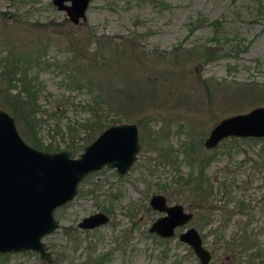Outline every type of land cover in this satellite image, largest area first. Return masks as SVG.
<instances>
[{
    "label": "rangeland",
    "instance_id": "rangeland-1",
    "mask_svg": "<svg viewBox=\"0 0 264 264\" xmlns=\"http://www.w3.org/2000/svg\"><path fill=\"white\" fill-rule=\"evenodd\" d=\"M214 20L221 34L209 41ZM114 42L122 56L112 61L105 51ZM194 43L218 47L217 56L204 59L180 49L173 57L175 47ZM28 53L39 55L26 76L36 88V124L16 121L0 97V108L12 115L25 141L30 132L60 149L71 138L80 145L89 142L98 132L82 138L90 116L83 105L92 97V86L102 83L135 95L129 116L117 106L106 114L137 124L139 149L125 174L107 167L89 172L78 189L92 193L78 191L55 209L58 227L42 236L53 260L26 250L0 253V264H80L87 259L94 264H199L176 237L189 225L211 252L209 264L260 263L252 257L257 248L248 247L257 246L264 257V140L226 138L209 149L202 141L221 117L264 104V0H90L85 19L77 23L51 0H0V59L23 65ZM154 137L172 150L176 169L150 148ZM194 141L199 145L191 164L192 154L187 158L181 146ZM205 154L211 159L205 174L213 175L209 194L193 189L198 155ZM189 173L194 175L190 186L177 183V175ZM221 182H233L232 191L221 189ZM157 192L193 213L169 239L147 230L157 216L147 199ZM238 200L247 214L237 212ZM101 204L109 208V220L79 229L76 222Z\"/></svg>",
    "mask_w": 264,
    "mask_h": 264
},
{
    "label": "water",
    "instance_id": "water-1",
    "mask_svg": "<svg viewBox=\"0 0 264 264\" xmlns=\"http://www.w3.org/2000/svg\"><path fill=\"white\" fill-rule=\"evenodd\" d=\"M51 3L63 10L69 21L77 23L85 19L90 0ZM229 136H264V104L221 117L209 128L202 144L209 149ZM138 149L134 121L109 123L75 156L69 149H39L21 137L12 115L0 108V253L30 250L50 262L51 253L42 236L58 226L54 209L75 196L79 182L89 172L109 167L118 174L125 173ZM148 204L163 212L147 228L160 236H173L175 227L187 223L192 216L181 203H166L160 192L151 194ZM107 219L104 212L94 211L82 216L77 226L92 228ZM177 237L191 247L201 264L207 263L209 251L193 226L185 227Z\"/></svg>",
    "mask_w": 264,
    "mask_h": 264
},
{
    "label": "trees",
    "instance_id": "trees-1",
    "mask_svg": "<svg viewBox=\"0 0 264 264\" xmlns=\"http://www.w3.org/2000/svg\"><path fill=\"white\" fill-rule=\"evenodd\" d=\"M197 21L204 20V18H199L196 19ZM214 25V30L212 32V36L210 37L209 41H216L218 38L216 36L218 34H221V32L217 29L219 28L218 22L214 20L213 22ZM190 30L193 29V26H190ZM212 39V40H211ZM207 41V42H209ZM115 43V42H114ZM210 43V42H209ZM111 44V43H108ZM116 44V43H115ZM108 52H106V57L109 60H119L121 52L118 49V44L116 45H108ZM180 49L186 53H194L198 57H204V59H210L215 56H217V50L219 49L218 47L215 48L213 45H208L206 43H194L190 47H187L185 49L178 47H175L172 50V53L174 54L173 57L176 58L177 54L180 52ZM29 58L25 59L23 62L25 64L21 65L18 62L10 63V61L7 60V58L2 57L0 59V97H1V105L5 106L9 109L10 113L13 115L14 119L16 121H20L21 123L25 124L28 126V124L35 125L36 121L38 120L36 118V113L38 111V104H37V97H36V88H34L35 84L31 83V77H26L27 76V69L29 65L31 64H36V60H38L39 55H32L29 54ZM142 57H145V54H141ZM31 56V57H30ZM111 58V59H110ZM22 62V63H23ZM103 61L102 63H104ZM100 66L96 65L95 68H99ZM22 73V75H21ZM26 77V80H23V77ZM22 77V78H21ZM22 82L20 85V88L17 89L16 91L12 92V89L15 87L17 82ZM264 87V84H262ZM92 97L90 100H88L83 106L87 109L89 113V118L86 122V127L84 128L86 135H84L82 138L83 139H90L93 134L99 132L102 128H104L106 125L109 123H114L117 122V119L115 118H108V115L106 114V110L110 108V106H117L122 110L123 115L127 114V111H130L128 109L129 106L132 105V102H134L135 95L132 92L125 91L124 88L117 89V90H111L109 87L106 85H103L102 83L94 84L92 86ZM129 116V115H125ZM124 117V116H123ZM91 135V136H90ZM29 144L32 146L43 149V150H48V151H54V150H59V144L54 142V141H48L47 143H43L40 138H35L34 135H32L29 132ZM236 139V136H229L223 138L225 139ZM245 139H251V140H264V136L260 137H253V136H247V137H242ZM154 143L150 147L151 149H154L158 152V154L161 156V159L164 160V162H167L169 164H174L175 169L177 166L175 165V162L173 159H175V155L173 154L172 150L165 144L160 138H153ZM84 143H81V145L72 140V138L64 143L65 149H69L72 153H78L81 146ZM195 145H199L198 141L189 143L186 146H181L184 148V155L189 158L192 154V157H190V162L193 164L196 159H194V152H195ZM189 157H188V156ZM262 155H264V151L262 152ZM208 155H198L197 158V170L194 173L196 176V183L193 181L194 175L191 177L194 188L197 191L200 189H203L202 184L200 183V180L202 179V173H201V166L203 162L208 159ZM186 178H183V176L177 175V183H180L184 186H186ZM191 181V183H192ZM82 182V180H81ZM191 185V184H190ZM189 185V186H190ZM88 189V188H87ZM93 189H88L87 191H83L82 189H77V192H81L84 194L92 193ZM116 195H114L115 198ZM101 208L104 210H108L109 208L106 207L105 205L101 204ZM198 209L202 210L203 204L197 206ZM6 253V252H5ZM91 259L85 260L84 263L80 264H94V261L90 262Z\"/></svg>",
    "mask_w": 264,
    "mask_h": 264
},
{
    "label": "flooded vegetation",
    "instance_id": "flooded-vegetation-1",
    "mask_svg": "<svg viewBox=\"0 0 264 264\" xmlns=\"http://www.w3.org/2000/svg\"><path fill=\"white\" fill-rule=\"evenodd\" d=\"M219 142H221V140H220ZM219 142H218V143H219ZM218 143H217V144H218ZM217 144H216V145H217ZM206 149H207V148H206ZM260 157H261V156H260ZM261 158H262V157H261ZM135 160H136V159H135ZM210 160H211L210 158L206 159V160L203 162L202 166H201L202 179L200 180V183L202 184L203 189L207 192V194H209V193L212 191V185H213V175L207 176V175L205 174V169H206L207 165L209 164ZM134 162H135V161H134ZM134 162L132 163V165L134 164ZM132 165H131V166H132ZM131 166H130V167H131ZM130 167H129V169H130ZM107 168H109V167H107ZM112 169H114V168H112ZM129 169H128V170H129ZM128 170H127V171H128ZM127 171H126V172H127ZM91 172H92V171H91ZM114 172L116 173L115 170H114ZM126 172H125V173H126ZM125 173H123V174H125ZM89 174H90V173H89ZM116 174H117L118 176L123 175V174H118V173H116ZM86 175H87V174H86ZM86 175H85V176H86ZM191 175H192V174L189 173L188 176L186 177V180H185V181H186L187 186H189V185L191 184V181H192ZM85 176H84V177H85ZM84 177H83V178H84ZM83 178H82V179H83ZM263 178H264V176H263ZM80 183H81V181L79 182V184H78V186H77V189H78ZM230 183H231V185L228 186L227 183H225V182H221V186H220L221 189L224 188L225 191H229V192L232 191V189L229 190V188H230V186L233 187L234 185H233V182H230ZM219 185H220V184H219ZM226 185L228 186V189L225 188ZM232 187H231V188H232ZM76 193H77V191H76ZM152 194H153V193H152ZM162 194H163V193H162ZM150 195H151V194H150ZM150 195H149V196H150ZM163 195H164V194H163ZM149 196H148V198H149ZM164 196H165V195H164ZM165 199H166V197H165ZM66 203H67V202H66ZM66 203H64V204H66ZM166 203H168V202L166 201ZM172 203H173V202H172ZM64 204H61L60 206H63ZM147 204H148V199H147ZM245 205H246V204H245ZM60 206H58V207H60ZM203 206H204V205H203ZM243 206H244L243 201H242V200H238V201H237V204H236L237 212H239L240 214H242V213H243V214H245V213L247 214L246 210H243V209L241 208V207H243ZM58 207H56V208H58ZM148 207H149V209H151L152 211H155V212L157 213V216H155V217L153 218V220L156 219V218H158L159 216H161V215L163 214V212H160V211H158V210H156V209H153L149 204H148ZM56 208H55V209H56ZM183 208H184V207H183ZM55 209H54V211H55ZM202 209H203V208H202ZM184 210L190 211V212L192 213L191 210H188V209H186V208H184ZM54 211H53V214H54ZM96 211H102V212H104V213L108 216V219H107L104 223H106V222L109 220L108 212H109L110 210H109V211H108V210L106 211V210L100 208L99 210H96ZM93 212H94V211H93ZM91 213H92V212H91ZM192 215H193V213H192ZM250 217H252V214H250ZM55 218H56V217H55ZM191 218H192V216H191ZM191 218H190V219H191ZM56 219H57V218H56ZM79 220H80V219H79ZM79 220H78V221H79ZM153 220H152V221H153ZM78 221H77V222H78ZM152 221H151V222H152ZM189 221H190V220H189ZM189 221H188V222H189ZM204 221L206 222V221H208V219L206 218V219H204ZM77 222H76V226H77ZM151 222H150V223H151ZM150 223H149V224H150ZM58 224H59V223H58ZM102 224H103V223H102ZM185 224H186V223H185ZM185 224H183V225H185ZM247 224H248V223H247ZM247 224H246V225H247ZM100 225H101V224H100ZM246 225H244V226H246ZM97 226H99V225H97ZM97 226H94V227H97ZM148 226H149V225H148ZM181 226H182V225H181ZM181 226H177V227H175L174 232H176V229H177L178 227H181ZM57 227H58V226H57ZM77 227H78L79 229H82V230H83V229H84V230H88V229H92V228H94V227H92V228H82V227H79V226H77ZM185 227H187V226H185ZM185 227H183V229H184ZM183 229H182V230H183ZM147 230H148V229H147ZM180 231H181V230H180ZM180 231H179V232H180ZM149 232H150V231H149ZM179 232H178V233H179ZM153 233L156 234L155 232H153ZM178 233H177V234H178ZM156 235H157L158 238H160V239H169V238L173 237V236L175 235V233H174L173 236H169V237L160 236V235H158V234H156ZM176 237H177V235H176ZM177 239H178V237H177ZM178 240H179V239H178ZM242 240H243V239H242ZM245 240H246V239H245ZM179 241H181V240H179ZM182 242H183V241H182ZM184 243H185V242H184ZM201 243H202V239H201ZM186 244H187V243H186ZM202 244H203V243H202ZM187 245H188V244H187ZM250 245H251V244H250ZM188 246H189V245H188ZM203 246H204V244H203ZM189 247H190V246H189ZM204 247H205V246H204ZM190 248H191V247H190ZM205 248L209 251V249H208L207 247H205ZM248 248H254V249L257 248V249H255L254 251H252V255H254V256H252V257L260 258V261H259L260 263H256V262L250 261L249 264H251V263H254V264H264V262H263V258H264V257L262 256L261 251L258 250L259 248H258L257 246L254 247V245H251V246L248 247ZM248 248H247V249H248ZM191 250H192V249H191ZM238 250L240 251V253L244 251V249L241 250V248H239ZM239 251H238V252H239ZM192 252H193V251H192ZM50 253H51V252H50ZM209 254H210V255H209V258H208V261H207L206 264H209V261H210V259H211V252H210V251H209ZM194 255H195V254H194ZM195 256H196V255H195ZM51 257H52V254H51ZM196 258H197V257H196ZM52 260H53V257H52ZM197 260H198V258H197ZM198 262H199V264H201L199 260H198ZM226 264H236V263L233 262V261H227Z\"/></svg>",
    "mask_w": 264,
    "mask_h": 264
}]
</instances>
